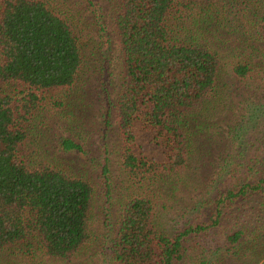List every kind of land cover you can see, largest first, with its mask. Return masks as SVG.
<instances>
[{"label": "trees", "instance_id": "1", "mask_svg": "<svg viewBox=\"0 0 264 264\" xmlns=\"http://www.w3.org/2000/svg\"><path fill=\"white\" fill-rule=\"evenodd\" d=\"M109 2L115 9L123 63L115 115L121 135L119 166L128 192L112 233L108 264H186L194 244L191 236L220 228L228 215L241 212L240 206L247 207L251 199L259 208L263 203L264 145L257 148L262 156L241 158L239 179L206 202L208 211L200 222L189 221L171 233L162 226L166 203L191 167L186 119L203 112L217 94L221 59L217 41L224 42V32L241 21L249 23L264 6L252 0ZM251 10L255 15H249ZM256 23L261 45L234 64L232 73L262 89L264 12ZM77 30L54 0H0V256L15 252L16 264L67 262L90 238L95 196L90 180L26 152L27 125L42 110L44 96L71 86L80 70ZM8 86L15 89L6 91ZM252 110V123L264 124V107ZM136 125L151 132L164 162L132 152ZM247 144L241 140L236 147L246 151ZM60 145L66 152L84 153L71 138ZM109 163L105 152L101 176L107 195ZM232 167L233 162L228 173ZM201 203L205 202H195L193 211ZM248 212L241 213L246 217ZM245 229L225 234L224 246L239 248ZM255 264H264V257Z\"/></svg>", "mask_w": 264, "mask_h": 264}, {"label": "rangeland", "instance_id": "2", "mask_svg": "<svg viewBox=\"0 0 264 264\" xmlns=\"http://www.w3.org/2000/svg\"><path fill=\"white\" fill-rule=\"evenodd\" d=\"M54 1L78 26L83 61L71 86L44 96L46 103L42 110L27 125L26 152L53 168L87 178L95 196L90 212V238L78 253L67 262L45 259L33 264H108L112 233L128 192L119 166L121 135L115 115L123 82V63L114 28L115 9L109 0ZM252 2L264 6V0ZM262 12L264 8L256 16L251 10L253 20L239 22L236 28L224 32V42L217 41L221 49L217 94L203 112L186 119L184 130L190 140L191 167L184 172V180L173 190L163 211L162 226L167 232L182 229L181 225L189 221L200 222L208 211L206 202L239 179L241 158L262 156L257 148L264 145L260 143L264 140V124H254L249 117L255 112L253 107H264V87L242 82L232 73L234 64L243 61L253 47L261 45L256 21ZM14 89V86L5 88ZM133 132V153L158 163L165 161L163 150L154 143L149 130L136 125ZM68 138L80 144L84 153L64 151L60 144ZM241 140L248 141L246 151L236 147ZM105 152L110 161L108 195L101 176ZM232 162V171L228 173ZM223 170L226 173L222 174ZM198 200L205 203L193 211ZM255 200H249L247 207L240 206L238 210L249 211L247 218L234 212L210 234L191 236L194 244L188 250L186 264H255L262 259L264 197L260 208ZM245 228L247 232H243L239 248L224 246L225 234ZM14 256L15 252L1 255L0 264H16L12 261Z\"/></svg>", "mask_w": 264, "mask_h": 264}]
</instances>
